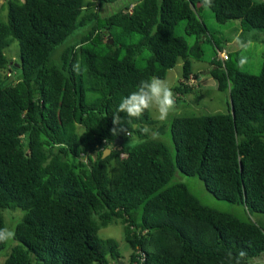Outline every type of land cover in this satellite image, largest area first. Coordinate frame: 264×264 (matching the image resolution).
Segmentation results:
<instances>
[{"label": "trees", "instance_id": "trees-1", "mask_svg": "<svg viewBox=\"0 0 264 264\" xmlns=\"http://www.w3.org/2000/svg\"><path fill=\"white\" fill-rule=\"evenodd\" d=\"M118 1L2 4L0 228L7 210L23 217L0 264H119L115 239L99 237L113 223L131 249L127 264H250L264 256V64L259 75L239 71L210 38L207 73L228 96L225 112L160 124L149 110L126 121L145 141L129 145L124 133L111 131L121 98L141 80L166 79L179 60L174 92L183 97L197 81L192 61L202 60L210 33L202 0H138L131 10L100 15ZM207 9L218 24L236 20L241 35L264 32V2L213 0ZM180 22L191 45L176 35ZM14 41L18 60L6 57ZM78 61L87 66L83 75L73 71ZM145 125L168 129L173 156L163 142L141 136ZM178 173L197 177L256 222L201 204Z\"/></svg>", "mask_w": 264, "mask_h": 264}, {"label": "rangeland", "instance_id": "rangeland-1", "mask_svg": "<svg viewBox=\"0 0 264 264\" xmlns=\"http://www.w3.org/2000/svg\"><path fill=\"white\" fill-rule=\"evenodd\" d=\"M138 0H123L113 3L111 5L102 7L100 9L101 16H107L119 10L130 8L132 4H135ZM264 2V0H255ZM133 6V5H132ZM213 13L207 9L202 8L200 17L205 23L208 32V41L202 45L204 55L200 61H192L191 69L196 76V83L194 87L187 92L184 97L178 96L175 92L178 111L170 115L171 118L174 115L180 116H193L202 114H216L225 112L227 107L228 96L224 92H220L216 89L215 81L207 73L209 70V62L214 56L212 40L230 52L231 63L235 64L239 71L246 72L253 75H259L261 66L264 64V32L252 31L250 33H243L239 31V24L236 20L229 21L225 24H218L213 19ZM6 10L2 8L0 4V20L6 21ZM176 35L182 37L186 42L191 45L193 43V37H189L184 30V22H180L176 29ZM256 35L257 38L254 36ZM212 38V40H210ZM255 38V39H254ZM243 45V46H242ZM19 48L17 43L14 41L6 49V57L11 59H19ZM146 54L143 55V57ZM136 65L141 67L143 65L142 56L136 58ZM182 72V60H179L176 66L167 74L166 81L172 87L173 91L178 86V82ZM150 118L162 123L169 122V118L166 121L161 122L157 118L156 111H149ZM163 139L159 140L163 142L169 149L170 154L173 156L174 147L170 139L168 129L161 132ZM130 138L127 140V144L134 145L136 143H129ZM138 143V142H137ZM82 159V158H81ZM79 163H87L86 159L79 160ZM180 182L184 183L190 192L196 197V199L208 208L221 212L227 213L231 216L245 220L250 217L256 222V217L249 216L245 209L238 205H232L229 202L218 200L212 196L205 188L203 182L197 177H189L185 174H176ZM4 225L5 227L14 231L16 223L23 217V212L17 209L15 212L9 210L4 212ZM13 217V218H12ZM99 237L101 238H112L115 239L118 245V251L120 254L121 261L124 264L129 263V255L131 249L124 240L123 227L119 224H110L99 231ZM14 242L6 244L3 251L0 252V263L5 259L6 255L10 253L11 247ZM138 253H141L140 250ZM143 255V253H141ZM250 264H264V256L257 260L250 261Z\"/></svg>", "mask_w": 264, "mask_h": 264}, {"label": "clouds", "instance_id": "clouds-1", "mask_svg": "<svg viewBox=\"0 0 264 264\" xmlns=\"http://www.w3.org/2000/svg\"><path fill=\"white\" fill-rule=\"evenodd\" d=\"M202 4L206 8L213 6V0H202ZM134 6V4H132ZM129 8L130 10L133 6ZM243 46V45H242ZM73 71L78 75H83L87 72V66L82 65L79 61L73 65ZM155 110L157 118L163 122L170 115L178 111L177 100L172 87L165 79L153 76L149 79L141 80L134 91L123 96L113 112V129L112 135L124 133L130 138L129 143L145 142L140 137L135 136L125 126L127 120H140L145 112ZM123 114V117L121 116ZM141 136L147 137L150 140H162L163 136L158 129H153L147 125L140 128ZM15 232L7 227L0 228V244H7L14 240ZM240 258L245 256L242 251L239 254ZM239 264V260L237 261Z\"/></svg>", "mask_w": 264, "mask_h": 264}, {"label": "water", "instance_id": "water-1", "mask_svg": "<svg viewBox=\"0 0 264 264\" xmlns=\"http://www.w3.org/2000/svg\"><path fill=\"white\" fill-rule=\"evenodd\" d=\"M110 43H111V41H110ZM121 142H122V140H118V139L115 140L112 145H110L107 149L104 150V152L102 154V158H104L105 156H107L110 153V150L114 147L115 144L118 145V144H121ZM119 264H124V263L123 262H119Z\"/></svg>", "mask_w": 264, "mask_h": 264}, {"label": "built area", "instance_id": "built-area-1", "mask_svg": "<svg viewBox=\"0 0 264 264\" xmlns=\"http://www.w3.org/2000/svg\"><path fill=\"white\" fill-rule=\"evenodd\" d=\"M220 56L223 58V59H226L227 58V56L225 55V53H220ZM143 257H144V255H143ZM141 262H142V260H141ZM143 264V263H142Z\"/></svg>", "mask_w": 264, "mask_h": 264}, {"label": "crops", "instance_id": "crops-1", "mask_svg": "<svg viewBox=\"0 0 264 264\" xmlns=\"http://www.w3.org/2000/svg\"><path fill=\"white\" fill-rule=\"evenodd\" d=\"M4 0H0V4H3ZM184 97V96H183Z\"/></svg>", "mask_w": 264, "mask_h": 264}]
</instances>
